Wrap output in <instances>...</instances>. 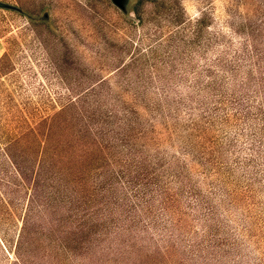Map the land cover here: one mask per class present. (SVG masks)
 <instances>
[{"label": "rangeland", "instance_id": "rangeland-1", "mask_svg": "<svg viewBox=\"0 0 264 264\" xmlns=\"http://www.w3.org/2000/svg\"><path fill=\"white\" fill-rule=\"evenodd\" d=\"M119 5L0 0V264H264V0Z\"/></svg>", "mask_w": 264, "mask_h": 264}, {"label": "trees", "instance_id": "trees-1", "mask_svg": "<svg viewBox=\"0 0 264 264\" xmlns=\"http://www.w3.org/2000/svg\"><path fill=\"white\" fill-rule=\"evenodd\" d=\"M135 13L137 14V12H135ZM222 84H223V81H219V82L213 81L212 82V86L210 87V90H214V89L218 88ZM263 85H264V82L262 83V86ZM223 97L224 96L221 95V94H212V98H215L217 100L216 102L222 101ZM261 102H262V104L264 106V91H262V94H261ZM258 111H259L258 112L259 116L262 117V119H264V108H263V110H261V108H258ZM259 131L262 132V134H263L264 129H261ZM135 193H136L135 197L138 198L139 197L138 192H135ZM140 202H142V201H140ZM134 205L136 206L137 204L134 203ZM132 208H134V206H130L129 207V209H132Z\"/></svg>", "mask_w": 264, "mask_h": 264}, {"label": "water", "instance_id": "water-1", "mask_svg": "<svg viewBox=\"0 0 264 264\" xmlns=\"http://www.w3.org/2000/svg\"><path fill=\"white\" fill-rule=\"evenodd\" d=\"M111 2L117 6L118 8H120V5H119V0H111Z\"/></svg>", "mask_w": 264, "mask_h": 264}]
</instances>
